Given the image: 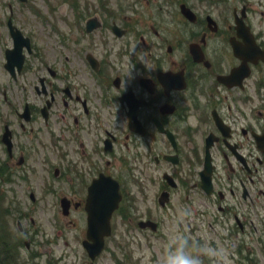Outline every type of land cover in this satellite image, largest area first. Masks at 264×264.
<instances>
[{"label":"flooded vegetation","instance_id":"flooded-vegetation-1","mask_svg":"<svg viewBox=\"0 0 264 264\" xmlns=\"http://www.w3.org/2000/svg\"><path fill=\"white\" fill-rule=\"evenodd\" d=\"M66 2L60 51L78 55V64L45 68L56 82L41 74V90L34 84L44 102L19 103L29 122L8 103L0 115L5 167L18 174L50 95L48 143L67 212L87 216L90 187L113 178L121 201L112 226L119 215L128 232L156 241L163 232L207 239L217 254L204 264H264V0L48 3L65 13ZM8 29L12 47L10 19ZM29 39L24 50L32 54ZM192 99L205 113L185 112ZM223 228L229 240L219 237Z\"/></svg>","mask_w":264,"mask_h":264},{"label":"rangeland","instance_id":"rangeland-1","mask_svg":"<svg viewBox=\"0 0 264 264\" xmlns=\"http://www.w3.org/2000/svg\"><path fill=\"white\" fill-rule=\"evenodd\" d=\"M52 1L54 4L61 2V0L27 2L0 0V115H7L9 102L19 106L24 98L35 97L40 101L45 99L42 93L35 91L34 84H38L41 90L38 83L41 74L47 76L53 83L56 82L45 70L47 66L60 69L64 62L78 64V55L63 56L60 51L58 26H61L60 21L71 18L70 3L66 2V12L62 13L50 7L48 2ZM10 16L25 34L30 35L35 48L32 54L26 56L25 69L16 80L4 67L5 59L3 60L5 49L11 44L7 26ZM45 17L48 18L47 21ZM201 98H204L203 94ZM202 106L204 105H201L199 100L192 99L185 112L199 116L204 112ZM20 110H23V106ZM40 117L42 120L39 118L34 126L43 129L39 134L31 136L34 137L35 152L26 154L29 160L21 165L23 169L19 170L17 175L6 169L3 173L6 182L0 178V198H4L6 206L13 210L6 221L8 231L13 241L23 245L16 264H157V253L162 248L164 251L166 249L164 240L156 242L150 233L140 232L135 227L128 232L123 225L125 222H122L119 215L114 216L116 226L113 228L112 236L107 239L105 250L96 260L90 259L82 245V240L86 236L84 219L73 209L69 216L62 212L59 198L62 192H68L67 186L65 185V189L61 188L63 180L59 178L55 180L53 175L56 163L55 149L53 145L50 147L48 142L52 141L49 137L51 129L54 128L52 134L55 132L56 116L54 118V113L51 114L50 123L46 127L41 114ZM2 151L0 146V158L2 156L6 158ZM43 155L49 156L50 164L44 163ZM32 192L36 199L30 197ZM132 218L137 220L136 217ZM18 222L23 232L19 230ZM227 232L223 228L219 237L226 236V240H229ZM239 235L248 239L250 234ZM25 241L30 243L29 250L25 246Z\"/></svg>","mask_w":264,"mask_h":264},{"label":"clouds","instance_id":"clouds-1","mask_svg":"<svg viewBox=\"0 0 264 264\" xmlns=\"http://www.w3.org/2000/svg\"><path fill=\"white\" fill-rule=\"evenodd\" d=\"M189 214L185 212V215ZM195 249V251H193ZM216 250L204 240L203 243L193 242L185 233L177 232L172 237L165 251L158 258L157 264H204V256L216 255Z\"/></svg>","mask_w":264,"mask_h":264},{"label":"water","instance_id":"water-1","mask_svg":"<svg viewBox=\"0 0 264 264\" xmlns=\"http://www.w3.org/2000/svg\"><path fill=\"white\" fill-rule=\"evenodd\" d=\"M101 201V200H100ZM94 213L90 215V229L89 237L94 240V243H87L86 247L88 248L90 255L94 258L104 246V236L110 233V216L112 209H107L103 206H96ZM98 210H107L105 214L98 213Z\"/></svg>","mask_w":264,"mask_h":264},{"label":"trees","instance_id":"trees-1","mask_svg":"<svg viewBox=\"0 0 264 264\" xmlns=\"http://www.w3.org/2000/svg\"><path fill=\"white\" fill-rule=\"evenodd\" d=\"M4 205L0 206V264L18 263L20 242H15L8 231L7 217L11 210Z\"/></svg>","mask_w":264,"mask_h":264}]
</instances>
